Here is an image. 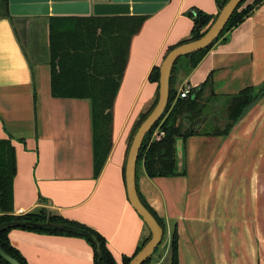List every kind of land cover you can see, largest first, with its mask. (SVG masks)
<instances>
[{
  "label": "crops",
  "instance_id": "crops-1",
  "mask_svg": "<svg viewBox=\"0 0 264 264\" xmlns=\"http://www.w3.org/2000/svg\"><path fill=\"white\" fill-rule=\"evenodd\" d=\"M139 2L158 8L106 15L145 19L115 99L112 150L96 177L91 101L51 94L50 18L95 16L94 6L108 0L61 3L57 10L51 0H0V141L15 149L14 215L45 211L84 224L106 239L117 264L150 234L129 202L124 174L135 126L157 98L150 74L171 48L191 40L190 14L219 15L217 0ZM209 78L219 98L215 110L264 84V2L193 71L179 69L175 88L198 90ZM210 93L203 89L206 100ZM184 166V176L151 178L138 164V192L168 236L150 264H169L175 227L179 264H264V97L228 135L188 138ZM8 237L27 264H94L93 248L81 238L20 228Z\"/></svg>",
  "mask_w": 264,
  "mask_h": 264
},
{
  "label": "trees",
  "instance_id": "trees-1",
  "mask_svg": "<svg viewBox=\"0 0 264 264\" xmlns=\"http://www.w3.org/2000/svg\"><path fill=\"white\" fill-rule=\"evenodd\" d=\"M228 1L217 0L219 12ZM263 2L264 0H246L243 2L230 18L222 34L211 46L200 52L182 57L175 64L170 78V95L166 111L160 121L146 135L139 153L138 164H144L149 177L184 176L186 174L184 164L181 171L178 166V140H183L184 150V145L190 137L226 136L245 113L264 97V84L259 87H248L238 94L228 97L226 102L222 104L224 115L218 117L217 122L219 123L216 122L213 130H211L210 112L213 101L218 98L215 94L213 81L209 78L200 89L192 90L186 98L179 97L175 88L176 76L181 62L186 61L185 70L189 74L201 63L217 42L252 15ZM190 15L194 17L195 24L192 38L178 46L202 38L218 17L207 15L201 11H198L196 16ZM144 19L140 16H55L50 18L51 94L55 98L91 101L96 177L100 175L112 150L113 107L128 63L131 41L141 30ZM178 46L171 48L167 55ZM183 58L185 60H182ZM150 80L158 84L157 98L151 110L143 114L136 124L131 143L141 124L158 103L160 66L152 70ZM205 88H210L209 98L211 100H206L203 97V89ZM210 102L211 107L209 106ZM207 125H210L209 130ZM221 126L223 128H220ZM156 130L165 133L160 141H152V136ZM16 172L14 147L10 141H0V227L26 222L44 225L42 228L6 227L2 229L0 247L7 255L20 264H27L20 252L11 246L8 237L13 229L20 228L51 235L81 238L93 248L94 264H117L108 248L106 239L84 224L64 219L59 215H51L45 211H42L40 215L33 213L24 216L14 215ZM139 197L164 230L165 237L167 234L165 223L155 215L140 194ZM150 238L151 233L143 241L137 253L132 258L124 259L123 264H130ZM161 245L156 249L155 254ZM151 260L152 258L145 264H150ZM0 264L9 263L0 255ZM169 264H179L177 227L172 232Z\"/></svg>",
  "mask_w": 264,
  "mask_h": 264
},
{
  "label": "water",
  "instance_id": "water-1",
  "mask_svg": "<svg viewBox=\"0 0 264 264\" xmlns=\"http://www.w3.org/2000/svg\"><path fill=\"white\" fill-rule=\"evenodd\" d=\"M54 4L53 9H58V4L61 3H73L75 1H87L88 0H51ZM246 0H229L225 7L219 12L217 19L210 26L206 34L196 40L181 46H178L172 50L164 58L160 66V81H159V100L153 111L146 118V120L141 124L137 130L132 143L129 148L128 157L125 165V182L127 188V195L130 204L143 219L145 224L151 233V238L149 242L144 246V248L132 259L130 264H145L148 260L153 258L156 249L161 245L164 237V230L149 211V209L141 201L138 189H137V167L139 160V153L146 135L154 128V126L160 121L164 115L170 95V78L173 68L177 61L185 56L193 53L200 52L209 46H211L222 34L226 28L230 18L237 10V8ZM109 3H97L94 6L95 16H106V15H117V14H128L131 7L135 14L149 13L155 9L157 6H147L144 4H139V0H134V5L130 6L127 0H108ZM88 5V4H87ZM62 10V7L60 6ZM14 11V8L12 9ZM177 155H178V166L181 171L184 164V150H183V140H178L177 142ZM40 213V210H37ZM34 214V212H33ZM6 227H23V228H42L44 225H35L33 223H15L3 225L0 227V232ZM1 257L7 261L9 264H20L17 260L13 259L7 255L0 247Z\"/></svg>",
  "mask_w": 264,
  "mask_h": 264
},
{
  "label": "rangeland",
  "instance_id": "rangeland-1",
  "mask_svg": "<svg viewBox=\"0 0 264 264\" xmlns=\"http://www.w3.org/2000/svg\"><path fill=\"white\" fill-rule=\"evenodd\" d=\"M182 60H185L184 58L182 59ZM185 63H186V61H183V62H181L180 64H179V69H181V68H185ZM209 92V91H208ZM207 94V93H206ZM209 94V93H208ZM216 99H219V98H216ZM214 102L215 101H213V104H214ZM216 104V103H215ZM223 104V103H222ZM219 106H221V105H219ZM215 111V112H214ZM221 109H219L218 107H217V109L215 110L214 108L213 109H211V112H210V119H209V123H210V125H211V130H213V128H214V126H215V123L217 122V120L218 119H216V118H218V117H222L224 114L222 113V114H220L221 113ZM211 120V121H210ZM217 123H219V122H217ZM210 125H207L206 127H208L207 129L209 130V128H210ZM223 125V124H222ZM220 128H223V126H221ZM54 215H56V214H54ZM167 239H168V236H166L165 237V241L163 242V244L162 245H165V243L167 242ZM161 245V246H162Z\"/></svg>",
  "mask_w": 264,
  "mask_h": 264
},
{
  "label": "built area",
  "instance_id": "built-area-1",
  "mask_svg": "<svg viewBox=\"0 0 264 264\" xmlns=\"http://www.w3.org/2000/svg\"><path fill=\"white\" fill-rule=\"evenodd\" d=\"M191 91H192L191 89H184L178 94V96L181 98H186L190 94ZM164 136H165V133L163 131L156 130L152 136V141H160L163 139ZM20 214L24 215V212L20 211Z\"/></svg>",
  "mask_w": 264,
  "mask_h": 264
}]
</instances>
